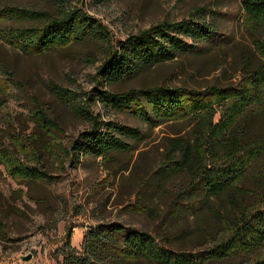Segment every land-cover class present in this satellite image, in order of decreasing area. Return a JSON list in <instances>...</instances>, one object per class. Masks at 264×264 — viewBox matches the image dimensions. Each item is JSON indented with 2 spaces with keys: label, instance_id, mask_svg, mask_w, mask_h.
<instances>
[{
  "label": "rangeland",
  "instance_id": "374dc122",
  "mask_svg": "<svg viewBox=\"0 0 264 264\" xmlns=\"http://www.w3.org/2000/svg\"><path fill=\"white\" fill-rule=\"evenodd\" d=\"M62 1L66 8L79 9L98 23L107 41L88 39L59 51L27 56L0 40V63L22 84L21 89L0 92V221L6 226V232H0V264H66L67 231L70 247L79 257L84 236L99 223L148 231L168 250L192 252L200 243L193 237L194 218L200 212L186 193L187 178L167 173L168 165L161 167L165 147L171 139L185 137V125H147L129 113L109 112L96 95L157 85H230L237 78L235 60L251 54L252 35L264 40L263 27L246 16L242 0ZM4 6L55 12L51 0H0V10ZM196 9L209 11L207 19L217 28L218 38L210 46L203 45V52L184 54L115 85L97 83L98 68L110 47L161 22L189 20ZM29 25L12 20L2 24ZM50 85L77 94L80 104L87 97L96 98L87 101L95 117L137 128L143 140L131 143L130 152L114 154L107 161L83 157L72 167L63 147L90 125L56 98ZM35 106L56 123L55 131L38 133L30 118ZM31 168L46 173L47 179L24 180L22 175ZM133 205L145 211L127 210Z\"/></svg>",
  "mask_w": 264,
  "mask_h": 264
},
{
  "label": "trees",
  "instance_id": "16d2710c",
  "mask_svg": "<svg viewBox=\"0 0 264 264\" xmlns=\"http://www.w3.org/2000/svg\"><path fill=\"white\" fill-rule=\"evenodd\" d=\"M55 12L4 6L0 10V40L27 56L59 51L88 39L107 41L105 30L62 0H51ZM242 9L264 30V0H242ZM206 9H196L189 20L161 22L110 47L98 68L97 83L115 85L142 72L174 62L179 56L203 52L218 38L208 21ZM6 20L28 22L29 26H2ZM251 54L234 62L236 81L202 88L157 85L129 89L122 93L98 92V102L109 112L129 113L150 126L169 122L185 125L183 139H171L161 165L167 173L187 178L186 193L200 214L194 218L192 252L168 250L148 231L123 225L99 223L84 236L82 253L70 247L67 231L64 243L66 264H264V40L251 37ZM15 75L0 63V92L21 89ZM51 93L90 129L77 135L63 153L71 166L81 158L107 161L114 154L130 152L131 143L144 136L137 129L118 122H104L76 100L77 94L50 85ZM86 105V106H85ZM84 106V107H83ZM31 111L38 133L55 131L56 123L43 108ZM182 128V129H183ZM47 174L27 170L26 181L46 180ZM137 213L141 205L126 207ZM0 232L6 226L0 221Z\"/></svg>",
  "mask_w": 264,
  "mask_h": 264
},
{
  "label": "water",
  "instance_id": "95a60500",
  "mask_svg": "<svg viewBox=\"0 0 264 264\" xmlns=\"http://www.w3.org/2000/svg\"><path fill=\"white\" fill-rule=\"evenodd\" d=\"M28 258H26L25 260H27Z\"/></svg>",
  "mask_w": 264,
  "mask_h": 264
}]
</instances>
